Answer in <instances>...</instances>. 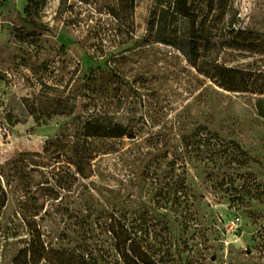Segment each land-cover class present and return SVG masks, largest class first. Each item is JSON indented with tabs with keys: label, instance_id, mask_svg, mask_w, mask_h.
Returning a JSON list of instances; mask_svg holds the SVG:
<instances>
[{
	"label": "rangeland",
	"instance_id": "374dc122",
	"mask_svg": "<svg viewBox=\"0 0 264 264\" xmlns=\"http://www.w3.org/2000/svg\"><path fill=\"white\" fill-rule=\"evenodd\" d=\"M176 1L0 0V169L20 154H62L92 170L71 193L51 181L58 200L32 186L69 181L64 159L30 166L28 189L0 177V264L30 242L27 197L46 209L35 221L48 247L95 264H121L117 237L155 264H264V95L201 73L206 61L264 75V54L225 47L231 31L264 35V0H228L219 20L218 0H187L188 17L173 18ZM97 125L127 135L86 136Z\"/></svg>",
	"mask_w": 264,
	"mask_h": 264
},
{
	"label": "trees",
	"instance_id": "16d2710c",
	"mask_svg": "<svg viewBox=\"0 0 264 264\" xmlns=\"http://www.w3.org/2000/svg\"><path fill=\"white\" fill-rule=\"evenodd\" d=\"M120 1L122 3L130 1V6L133 4V0ZM227 2L228 0H218L219 14L216 17V20H219L224 14ZM189 14L190 8L187 6V0H177L174 4L171 16L173 18L178 16L187 18ZM165 19L166 13L162 12L158 21L154 22L155 20L153 19V22L150 23L149 26H151L152 29L154 24H156L157 27L160 28V26L164 24ZM212 29H215V32L218 31V28H214L213 24V27H210L205 36L202 54L205 59L208 58L212 46ZM230 34H233L232 39L236 41V43L233 41L226 42V48H234L264 54V35L243 31H231ZM149 37H152L151 34ZM148 40H150V38L143 40L141 43L146 44ZM152 40L162 43H166L167 41L161 37L159 33H155ZM201 73L208 77L213 84L225 91L264 95V75L252 71L234 70L218 65L216 62L207 63L206 61L202 63ZM85 134L88 137L121 138L127 135V131L122 126H107L106 128L104 126L97 125L94 130L87 129ZM62 159L66 160L68 165L67 171L69 172V181H64L63 177L55 180L49 178L43 183H38L37 186H32L37 187V191L41 190L43 195L46 197H49V193H53L55 195L54 199L58 200L60 199L59 194L52 187H48L51 186L50 182H53L54 188H58L65 193H71L78 183V178L87 179L92 175L89 159L84 157H69L62 154H56L49 158L20 154L13 160L7 162V164L0 169V177L3 179L6 186H10L11 181L15 178H19L20 180L23 179L25 180L24 188L28 189L30 182L28 180L29 173L36 171L33 168L30 169V166H36L37 169L47 168V166L40 164V162L50 161L56 163ZM44 186H47V188H42ZM7 197V191L0 185V213L6 205ZM30 201L31 199L27 197V200L20 209V216L29 231L30 242L27 248L18 253L13 261V264H95L92 256L84 251L55 250L48 247L43 241L41 229L35 221L36 217L40 218L42 215H46V209L41 205L33 206L30 204ZM114 225H119L115 219H113L108 229L113 236L116 235ZM120 229L123 234V239H125L127 237V232L122 227H120ZM123 242V240H120V238L117 237L116 249L121 264H155L145 255L142 257L130 251V249L125 250Z\"/></svg>",
	"mask_w": 264,
	"mask_h": 264
},
{
	"label": "built area",
	"instance_id": "2783aa9c",
	"mask_svg": "<svg viewBox=\"0 0 264 264\" xmlns=\"http://www.w3.org/2000/svg\"><path fill=\"white\" fill-rule=\"evenodd\" d=\"M237 228H238L237 223L236 222H231V228H230L231 232L234 233L237 230Z\"/></svg>",
	"mask_w": 264,
	"mask_h": 264
}]
</instances>
